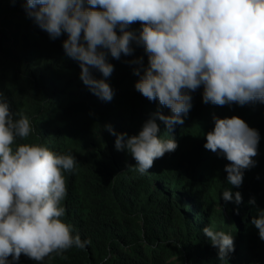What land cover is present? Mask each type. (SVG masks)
<instances>
[{"label": "clouds", "instance_id": "clouds-1", "mask_svg": "<svg viewBox=\"0 0 264 264\" xmlns=\"http://www.w3.org/2000/svg\"><path fill=\"white\" fill-rule=\"evenodd\" d=\"M50 39L67 34L64 61L74 67L76 84L82 83L99 99L111 102L114 90L106 82L114 72L109 56L120 60L131 56L135 47L147 55L129 63L137 65L139 79L134 88L160 109L155 117L170 136H180L185 118L205 104L215 106L262 104L264 121V0H13ZM136 24L139 30H131ZM119 31V35L117 34ZM45 58L38 60L44 61ZM93 70L103 79H97ZM80 71V80L78 73ZM258 114V113H257ZM16 114L0 92V264H69L66 256L73 247L85 249L90 240L66 219L65 173L77 167L71 154H57L39 143H17L34 131L27 115ZM207 132L204 148L225 158L227 184L240 188L245 170L258 167L264 149V127L259 133L238 116L218 118ZM115 149L127 152L140 174L148 173L154 161L174 152V138L161 139L159 126L149 119L138 135L116 133ZM242 194L224 188L220 200L223 220L202 229L218 258L238 259L234 236L224 232L233 226V207ZM255 206V198L249 200ZM235 214L239 210L235 209ZM210 221V220H209ZM243 219L246 230L248 224ZM251 224L264 241V207ZM237 226H242L238 219ZM217 229V230H216ZM245 234L241 236V241ZM264 247V243H260ZM252 259L248 260V264ZM232 264H246L236 262Z\"/></svg>", "mask_w": 264, "mask_h": 264}, {"label": "trees", "instance_id": "trees-1", "mask_svg": "<svg viewBox=\"0 0 264 264\" xmlns=\"http://www.w3.org/2000/svg\"><path fill=\"white\" fill-rule=\"evenodd\" d=\"M18 1V0H17ZM131 30H139L136 24ZM119 35V31L117 30ZM67 34L52 40L32 19L21 13L13 0H0V92L19 118L27 115L35 131L17 143H39L57 154L76 157L77 167L66 172V219L90 240L85 249L66 254L69 264H232L252 259L264 264V243L251 224L264 207V149L256 168L245 170L240 188L227 184L224 167L229 162L204 148L207 132L218 118L238 116L259 133L264 127L262 104L215 106L202 101L198 113L185 118L180 136L171 133L178 148L154 161L146 174H140L136 161L125 151L115 149L116 133L138 135L149 119L159 126L158 136L171 137L158 109H170L151 102L135 90L137 65L129 63L147 55L142 47L120 60L109 56L114 72L106 80L114 90L111 102L93 95L82 83L77 85L74 67L61 57ZM45 58L44 61H38ZM97 79L102 75L93 70ZM258 113V114H257ZM264 113V112H263ZM224 188L242 194V203L233 207V226L224 232L234 236L238 257L224 261L211 246L202 229L214 226L210 215H221ZM255 198L256 205L249 204ZM235 209L239 214H235ZM220 212V213H219ZM248 220L246 230L243 219ZM238 219L242 226H237ZM245 238L241 241V236Z\"/></svg>", "mask_w": 264, "mask_h": 264}, {"label": "rangeland", "instance_id": "rangeland-1", "mask_svg": "<svg viewBox=\"0 0 264 264\" xmlns=\"http://www.w3.org/2000/svg\"><path fill=\"white\" fill-rule=\"evenodd\" d=\"M220 213V212H219ZM216 219L218 220H223L224 219V215L221 214L220 216L216 214L215 211H212L211 212V215H210V221L211 223H213ZM217 230V229H216Z\"/></svg>", "mask_w": 264, "mask_h": 264}]
</instances>
